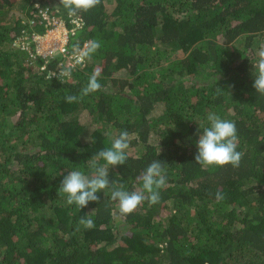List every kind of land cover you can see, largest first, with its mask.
<instances>
[{
	"label": "trees",
	"instance_id": "1",
	"mask_svg": "<svg viewBox=\"0 0 264 264\" xmlns=\"http://www.w3.org/2000/svg\"><path fill=\"white\" fill-rule=\"evenodd\" d=\"M46 8L70 31V53L100 42L60 79L61 54L16 47L46 32ZM261 45L264 0H100L75 16L61 0H0V264H264ZM93 72L102 88L67 102ZM213 112L237 125L238 168L195 163ZM124 130L127 161L110 179L142 189L159 159L161 201L125 215L105 189L85 208L68 205L64 175L90 174L91 157ZM89 217L94 227L79 225Z\"/></svg>",
	"mask_w": 264,
	"mask_h": 264
},
{
	"label": "clouds",
	"instance_id": "2",
	"mask_svg": "<svg viewBox=\"0 0 264 264\" xmlns=\"http://www.w3.org/2000/svg\"><path fill=\"white\" fill-rule=\"evenodd\" d=\"M61 3L68 10L69 16H75L78 11H87L100 4V0H61ZM91 51L100 47V42L92 41ZM259 59L253 64V87L256 92L264 95V45L258 51ZM64 73L57 76L60 79ZM99 72H93L79 95L69 94L66 100L69 103L79 102L84 96L96 92L102 88L98 81ZM222 90L217 89L218 93ZM208 126L201 132L198 129L199 139L196 141L197 153L195 163L202 167L231 165L238 168L243 158V153L237 150L239 137L235 121L221 118L216 113H209L207 116ZM130 133L121 131L118 136L112 137L109 147L100 150L89 160L91 172L86 174L80 170L69 171L60 184L58 195L66 197L68 205L75 204L79 208H85L89 202H98L97 195L105 189L111 191V199L118 201L121 214H131L142 203L147 201L149 205L158 204L161 201V189L167 182V171L165 162L157 159L152 161L139 178L142 181V189L128 191L125 186L113 179H110V167L124 165L127 161L126 150L129 148ZM89 139V138H88ZM103 161V163H100ZM217 200L223 199V194L216 193ZM79 225L85 228L94 227L92 218H81Z\"/></svg>",
	"mask_w": 264,
	"mask_h": 264
},
{
	"label": "rangeland",
	"instance_id": "3",
	"mask_svg": "<svg viewBox=\"0 0 264 264\" xmlns=\"http://www.w3.org/2000/svg\"><path fill=\"white\" fill-rule=\"evenodd\" d=\"M80 27L78 25L76 28ZM82 27V26H81ZM69 30L66 28L64 22L56 21L55 25L51 23V26H48L46 32L44 34L35 33L33 35L25 34V36L20 39V41L16 42V47H25L31 55L38 54L43 57H54L59 54L62 56V62L59 64L58 71L64 73V68L67 65L72 64V67L77 63L76 58L80 57L83 54L90 43V41H86L84 46L81 49L74 48L73 53L66 54L63 56L60 52V49L63 45H67L69 40L66 39V36L69 35ZM72 33H74V29H72ZM66 40V43H65ZM34 44V48H31V44ZM84 61H81V63ZM63 66V67H62ZM76 66V65H75Z\"/></svg>",
	"mask_w": 264,
	"mask_h": 264
},
{
	"label": "built area",
	"instance_id": "4",
	"mask_svg": "<svg viewBox=\"0 0 264 264\" xmlns=\"http://www.w3.org/2000/svg\"><path fill=\"white\" fill-rule=\"evenodd\" d=\"M41 16H42V20H43V22H45L46 23V25L47 26H51V23H53L54 25H55V23H56V21L58 22V20L57 19H55V18H52L51 16H49V14H48V8H46V9H40L39 10V12H38ZM34 22V21H33ZM32 22V23H33ZM25 36V35H24ZM23 36V37H24ZM22 37V38H23ZM21 38V39H22ZM66 39L68 40V36H66ZM68 42V41H67ZM65 43H66V40H65ZM21 49H23V50H27L25 47H20ZM60 52L62 53V55L63 56H66V54H68L69 52L66 50V45H63L62 47H61V49H60ZM84 54V53H83ZM83 54H81V56L80 57H77L76 58V60H77V63L75 64L76 66L79 64V63H81V61L83 60ZM51 57V56H50ZM71 67H72V64H69ZM69 65H67V66H69ZM74 65V66H75Z\"/></svg>",
	"mask_w": 264,
	"mask_h": 264
}]
</instances>
